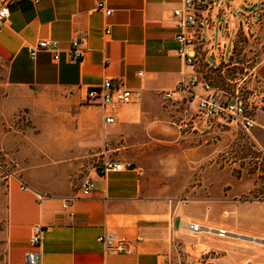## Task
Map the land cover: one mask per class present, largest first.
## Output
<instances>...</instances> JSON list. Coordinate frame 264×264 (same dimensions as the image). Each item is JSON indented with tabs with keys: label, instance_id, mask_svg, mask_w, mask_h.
Segmentation results:
<instances>
[{
	"label": "crops",
	"instance_id": "crops-1",
	"mask_svg": "<svg viewBox=\"0 0 264 264\" xmlns=\"http://www.w3.org/2000/svg\"><path fill=\"white\" fill-rule=\"evenodd\" d=\"M99 1L112 10L110 16L96 10ZM213 1L221 4L211 11L209 25L196 47L195 72L205 78L225 62L237 31L249 28L247 7L255 8L253 0ZM181 3L13 0L10 16L0 29V106H6L5 114L18 112L29 104L25 96L33 95L49 105L61 99L80 105L87 89L100 86L105 78L120 79L125 88L141 90V98L112 111L116 118L112 124L104 123L103 109L80 105L83 109L81 121L74 125L77 128L73 123L45 127L44 142L22 161L24 171L8 172L0 163L5 264H26V252L33 250L29 238L35 226L43 229L38 264H216V257L200 263V255L208 250L198 251L196 242L187 245L182 235L196 237L182 220L190 217L186 207L192 205L147 197L141 187V172L132 166L157 146L167 144L172 126L183 131L188 154L193 149L189 147L193 142L190 135L196 136V131L191 112L159 96L191 71L176 52L172 11ZM41 40L57 42V61L48 52L30 56V47ZM75 41L80 42L82 61L68 58ZM256 77L264 91V59ZM255 109L250 137L264 147V97ZM0 124L1 136L4 124ZM79 140L86 141L80 146L86 147L90 164L80 181L70 184L61 163L70 160L75 166ZM106 161L130 163L131 168L102 175L98 168ZM85 179L94 185L89 196L80 191ZM176 187L181 192L186 186ZM192 190L196 191V186ZM66 200L70 206L64 208ZM249 203L237 208L239 225L225 229L251 234L239 218L264 206L257 201ZM105 232L131 242V253L104 254L96 239ZM138 237L142 240L135 242Z\"/></svg>",
	"mask_w": 264,
	"mask_h": 264
},
{
	"label": "rangeland",
	"instance_id": "rangeland-1",
	"mask_svg": "<svg viewBox=\"0 0 264 264\" xmlns=\"http://www.w3.org/2000/svg\"><path fill=\"white\" fill-rule=\"evenodd\" d=\"M253 1L261 5V11L256 10L255 13L254 8L247 7L250 13L248 17L251 18L248 29L251 30L237 31L225 62L222 61L215 73L208 74L206 79L226 92L237 90L245 101L255 100L258 103L264 97L256 77L264 59V0ZM252 4L255 7V3ZM25 99L29 104L13 115L5 114L6 106H0V123L4 124V133L0 136V163L8 172L24 171L26 166L22 161H27L33 147L41 146L44 142L45 127L51 123H73V127L77 128L74 125L81 121V104L61 99L59 103L49 105L35 95L25 96ZM255 110V106L251 107L252 118L257 114ZM79 131L73 130L72 133ZM182 134L183 131L172 126L167 144L157 146L142 161L132 163L141 172L143 194L149 198L189 202L187 205L192 206L186 208L190 217H183L182 220L228 229L239 225L236 214L238 207L252 201L261 202L264 206V147L260 143L233 128L202 134L196 132V136L190 135L193 142L189 147L193 149L188 154ZM84 142L78 141L80 149L74 160L76 167L70 160L65 161L64 165L61 163L62 172H66L64 175H67L70 184L77 182L90 164L89 154L84 151L86 147L80 146ZM176 185L186 186L185 191L180 192ZM194 186L196 191L192 190ZM2 197L0 264H5L1 240V219L4 214ZM194 202L196 207H193ZM239 219L248 233L257 235L255 237L261 235L258 238L264 239V209H255ZM182 235L188 241L187 245L196 242L198 251L208 250L206 255H200V263L209 257L219 258L216 262L225 264H232V260H241L240 264L264 260V244L249 245L202 234L196 237L189 233Z\"/></svg>",
	"mask_w": 264,
	"mask_h": 264
},
{
	"label": "built area",
	"instance_id": "built-area-1",
	"mask_svg": "<svg viewBox=\"0 0 264 264\" xmlns=\"http://www.w3.org/2000/svg\"><path fill=\"white\" fill-rule=\"evenodd\" d=\"M13 0H0V29L3 23L10 16V7ZM255 3L256 10L261 11L257 1ZM220 2L213 0H182L181 7L172 11V23L176 29L175 41L178 44L177 54L182 57L186 67L191 71L184 74L174 85V88L167 91H161L159 96L162 101L180 105L185 110L191 112L194 122L192 129L197 133L220 132L225 129L233 128L245 136L250 135V131L254 126V120L251 115V107L256 108V101H245L238 91L226 92L218 86L211 83L209 79L199 76L195 72L197 64L196 47L203 34V30L209 25L210 13L217 10ZM96 10L102 11L104 16L111 15L112 10L105 7L104 1L96 3ZM109 33V28L105 30ZM75 41L68 53L71 61H82V50ZM39 52H48L52 54L53 60L59 59L60 51L57 42L53 40H41L35 46L30 47L29 54L32 58ZM230 85L232 84L229 81ZM141 98V90L125 88L120 79L105 78L98 87H90L81 99L82 106L98 107L106 111L104 123L112 124L116 118L110 113L118 109V107L127 105L132 102L139 101ZM108 111V113H107ZM130 163L106 161L98 168L100 174L106 172H121L129 170ZM23 188V185H22ZM94 188L93 182L89 179L82 181L80 191L82 196H89ZM70 206V201L66 200L63 204L64 208ZM190 233L202 234L205 236H214L218 239L240 242L249 245L261 246V239L245 233L228 231L222 227H215L207 224L194 222H184ZM43 229L41 226H35L33 233L29 238V245L33 250H29L25 254L26 264L40 263V246L42 242ZM97 242L103 245L104 254L117 255L120 253L130 254L129 246L131 242L116 238L112 233H103L97 237ZM138 237L135 242L141 241ZM214 253V252H213ZM212 259L211 257H209ZM168 264V263H162ZM216 264H225L216 262ZM249 264H252L249 262ZM254 264H264V260Z\"/></svg>",
	"mask_w": 264,
	"mask_h": 264
},
{
	"label": "bare ground",
	"instance_id": "bare-ground-1",
	"mask_svg": "<svg viewBox=\"0 0 264 264\" xmlns=\"http://www.w3.org/2000/svg\"><path fill=\"white\" fill-rule=\"evenodd\" d=\"M258 238V237H257ZM260 239V238H259ZM262 241H263V243H264V239H261V241H259V243H261L262 244Z\"/></svg>",
	"mask_w": 264,
	"mask_h": 264
}]
</instances>
